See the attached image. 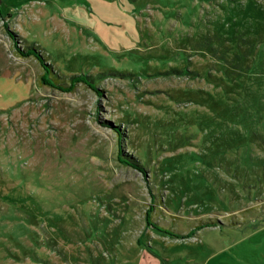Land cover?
I'll return each mask as SVG.
<instances>
[{
	"label": "rangeland",
	"instance_id": "rangeland-1",
	"mask_svg": "<svg viewBox=\"0 0 264 264\" xmlns=\"http://www.w3.org/2000/svg\"><path fill=\"white\" fill-rule=\"evenodd\" d=\"M0 264H264V0H0Z\"/></svg>",
	"mask_w": 264,
	"mask_h": 264
},
{
	"label": "trees",
	"instance_id": "trees-1",
	"mask_svg": "<svg viewBox=\"0 0 264 264\" xmlns=\"http://www.w3.org/2000/svg\"><path fill=\"white\" fill-rule=\"evenodd\" d=\"M7 32H9L8 30H7ZM11 33V32H10ZM12 34V33H11ZM25 45V51H27V52H32L34 55H36L37 56V58L38 57H40V54L37 52V50H36V46L35 45H33V44H24ZM46 71V70H45ZM47 72V71H46ZM51 81V80H50ZM49 82V81H48ZM147 216L148 215H146L145 214V218H147ZM205 225H208V224H205ZM180 233H174V235L175 236H177V235H179ZM179 236H182V235H179Z\"/></svg>",
	"mask_w": 264,
	"mask_h": 264
}]
</instances>
